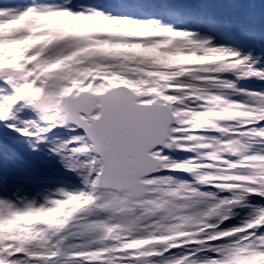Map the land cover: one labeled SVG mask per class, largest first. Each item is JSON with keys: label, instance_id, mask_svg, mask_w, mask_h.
<instances>
[{"label": "snow or ice", "instance_id": "snow-or-ice-1", "mask_svg": "<svg viewBox=\"0 0 264 264\" xmlns=\"http://www.w3.org/2000/svg\"><path fill=\"white\" fill-rule=\"evenodd\" d=\"M141 7L0 0V264H264V0Z\"/></svg>", "mask_w": 264, "mask_h": 264}, {"label": "rangeland", "instance_id": "rangeland-1", "mask_svg": "<svg viewBox=\"0 0 264 264\" xmlns=\"http://www.w3.org/2000/svg\"><path fill=\"white\" fill-rule=\"evenodd\" d=\"M78 2L83 4L86 7L87 6L99 7L103 10L112 11L114 13L121 12L125 14L139 15L142 12L141 9H144L143 7H141V5H143L146 2V0H133V1H130V0H78ZM128 2L130 3L135 2V4H137V7H132V8L124 7V5L127 6ZM0 130L2 131V134H3V135H0V138H2L6 134L12 135V133H9L8 130L5 129L2 125H0ZM57 132H60V130L53 129L52 133L48 134L49 138H51V136ZM181 155L182 154L178 153V155L176 156L177 158H181Z\"/></svg>", "mask_w": 264, "mask_h": 264}]
</instances>
